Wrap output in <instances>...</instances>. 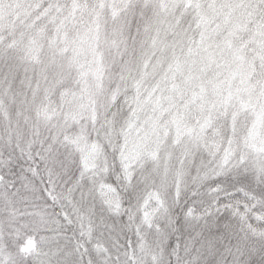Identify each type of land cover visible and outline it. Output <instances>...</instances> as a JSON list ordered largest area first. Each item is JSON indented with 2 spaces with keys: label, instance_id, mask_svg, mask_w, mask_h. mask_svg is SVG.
Masks as SVG:
<instances>
[{
  "label": "snow or ice",
  "instance_id": "6c2138e0",
  "mask_svg": "<svg viewBox=\"0 0 264 264\" xmlns=\"http://www.w3.org/2000/svg\"><path fill=\"white\" fill-rule=\"evenodd\" d=\"M0 264H264V0H0Z\"/></svg>",
  "mask_w": 264,
  "mask_h": 264
}]
</instances>
